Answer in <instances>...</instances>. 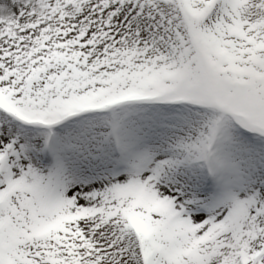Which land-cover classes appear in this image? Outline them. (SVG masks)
<instances>
[{"label": "snow or ice", "instance_id": "snow-or-ice-1", "mask_svg": "<svg viewBox=\"0 0 264 264\" xmlns=\"http://www.w3.org/2000/svg\"><path fill=\"white\" fill-rule=\"evenodd\" d=\"M0 264H264V0H0Z\"/></svg>", "mask_w": 264, "mask_h": 264}]
</instances>
